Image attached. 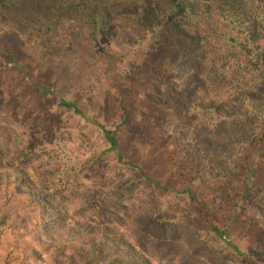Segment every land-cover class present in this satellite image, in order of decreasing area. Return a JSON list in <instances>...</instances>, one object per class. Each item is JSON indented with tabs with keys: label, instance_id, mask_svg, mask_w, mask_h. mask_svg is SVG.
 Returning <instances> with one entry per match:
<instances>
[{
	"label": "rangeland",
	"instance_id": "374dc122",
	"mask_svg": "<svg viewBox=\"0 0 264 264\" xmlns=\"http://www.w3.org/2000/svg\"><path fill=\"white\" fill-rule=\"evenodd\" d=\"M155 1L162 14L165 0ZM205 1L198 4L201 11L209 6L208 12L222 13L214 0L215 7ZM257 2L264 0L238 5L254 9ZM75 17L78 27L84 24L82 14ZM33 23L0 39V264H264V195L251 196L242 215L230 209L233 195L248 191L234 181L220 186V178H231L229 168L211 170V154L204 161L209 143L193 137L194 119L169 98L175 79L159 84L173 70L163 60L153 63L161 65L156 73L142 64L148 29L130 20L106 37L75 32L66 46L67 32L60 30L41 64L42 30ZM220 45L236 46L229 39ZM248 45L250 58L253 49L264 55L261 43ZM67 47L70 56L60 58ZM220 53L214 58L219 65L239 62ZM250 58L244 55L239 65L241 76L254 81L256 58ZM59 99L76 103L81 113L59 106ZM95 123L117 130L123 158L108 150ZM256 143L246 144L245 160L260 183L264 140ZM129 162L171 190L148 182ZM186 188L204 210L212 209L232 245L213 234L187 193L178 192Z\"/></svg>",
	"mask_w": 264,
	"mask_h": 264
},
{
	"label": "trees",
	"instance_id": "16d2710c",
	"mask_svg": "<svg viewBox=\"0 0 264 264\" xmlns=\"http://www.w3.org/2000/svg\"><path fill=\"white\" fill-rule=\"evenodd\" d=\"M240 1L214 0L220 6L222 13L213 14L208 12L209 6H205L204 11L200 10L198 4L201 5L202 0H165L167 5L160 14L158 4L156 7L153 6L155 0H143L141 3L131 0L125 4L123 0H0V30H3L0 39L9 38L11 34L16 36L24 22L30 28L31 22H34L33 24L42 30L38 33L43 43L39 57L42 64L50 56L49 43L52 36L60 30L67 32V36L62 40V45L66 46L75 32L82 34L85 31L83 34L93 39L106 37L110 33L116 34L113 31L114 27H125L129 25L130 20L146 27L149 42L142 64L149 63L147 65L156 73L160 71L161 65L157 68V66L153 67V63L163 60L162 66L173 70L170 75L161 77L159 84L167 83L171 78L175 79L176 83L178 77L181 79L180 84L173 83L174 88L169 98L176 103L178 112L186 113L194 119L196 125L192 130L193 137L197 138L196 136L201 135L199 137H202L205 143H209L210 152L205 150L203 153L206 164L208 163L205 155L211 154L208 157L213 165L209 168L213 171L229 168L231 178H220V186H226L229 181H234L238 185H243L248 191L246 195L240 197L237 194L233 195L230 205L234 213L242 215L244 207L250 205L251 196L260 198L264 195V181L256 183L254 167L245 160L248 149L246 144L257 145L256 142L264 140V64L262 63L264 55L258 57V49L251 50V58L249 54H245L247 46H250L248 43L256 45L259 42L264 45V2H257L254 9H248L246 6L238 5ZM205 2L208 5L212 2V6L215 7L213 0ZM10 6L14 10H11ZM5 12V16L1 15ZM11 12L15 14L11 15ZM78 14L83 15L84 22L79 27L75 24V16ZM16 15L19 18H15ZM229 33H232V36ZM67 37L69 40H65ZM239 38L243 40L241 43ZM19 39L24 41L22 36ZM222 39H229L236 46L222 47L220 45ZM214 48H218L219 53L221 52V58L231 53L241 63L244 55L252 62L258 57L254 65H251L252 73L254 72L251 77L254 81L241 76L243 67L238 61L236 64L215 63L214 58L218 56V51ZM59 54H61L60 58H67L71 53L67 47L61 49ZM29 81L32 82L31 79ZM47 88L42 89L49 92L52 97H56L53 91ZM103 100L106 103L104 108L107 109L108 99ZM58 105L67 109L74 107L77 113H81L76 103H67L64 99H59ZM120 109L127 111L122 104ZM89 118L93 121V116ZM95 124L102 129L109 146L108 150L114 151L119 159L123 158L124 153L117 130L100 123ZM229 126L235 128H227ZM227 130L229 132H226ZM219 136H224V141L216 143ZM229 163L232 164L230 167H228ZM127 164L137 168L141 177L163 191L171 190V187L152 180L141 165L133 162ZM178 192L187 193L190 202L197 207L213 234L219 236L225 244L232 245L228 229L218 226L212 209L204 210L205 207L192 189L186 188ZM160 216H162L161 212L153 218L158 219Z\"/></svg>",
	"mask_w": 264,
	"mask_h": 264
}]
</instances>
